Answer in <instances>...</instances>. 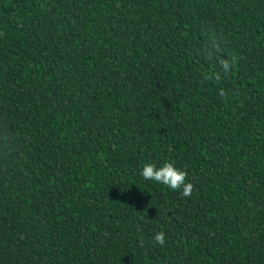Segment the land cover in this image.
I'll return each mask as SVG.
<instances>
[{
    "label": "trees",
    "instance_id": "trees-1",
    "mask_svg": "<svg viewBox=\"0 0 264 264\" xmlns=\"http://www.w3.org/2000/svg\"><path fill=\"white\" fill-rule=\"evenodd\" d=\"M0 264H264V0H0Z\"/></svg>",
    "mask_w": 264,
    "mask_h": 264
},
{
    "label": "clouds",
    "instance_id": "clouds-1",
    "mask_svg": "<svg viewBox=\"0 0 264 264\" xmlns=\"http://www.w3.org/2000/svg\"><path fill=\"white\" fill-rule=\"evenodd\" d=\"M223 67L227 72L230 65L225 63ZM140 175L145 181H154L173 191L182 189V194L185 197L190 196L193 190V185L187 182V171L177 167L173 162H165L160 165L144 163L140 170ZM153 239L156 244L163 246L165 244V233L158 232L154 235Z\"/></svg>",
    "mask_w": 264,
    "mask_h": 264
}]
</instances>
